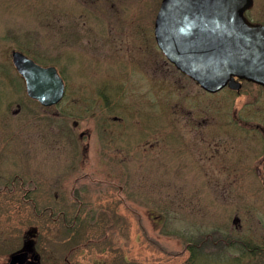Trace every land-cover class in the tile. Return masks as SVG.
<instances>
[{
	"label": "rangeland",
	"instance_id": "obj_1",
	"mask_svg": "<svg viewBox=\"0 0 264 264\" xmlns=\"http://www.w3.org/2000/svg\"><path fill=\"white\" fill-rule=\"evenodd\" d=\"M161 1L0 0V190L7 185L15 191L10 201L0 195V264L21 247L26 232L36 227H40V253L47 262L53 254L49 237L57 225L48 219L49 213L45 214L44 224L36 218L47 206L54 207L55 195L63 199L58 205H69L75 190L84 195L80 198L84 206L92 202L95 207L104 200L103 190H122L125 205L139 216L137 262L129 264H253L238 244L243 243V238L259 243L263 236L264 182L248 175L239 182L211 180L203 169L200 146L196 148L199 134H189L184 124L191 120L193 125L203 127L204 152L212 142L240 144L239 138L220 140L218 130L225 132L220 128L241 123L264 127V88L245 85L240 93L223 90L208 94L173 66L165 67L156 43L157 81L149 85L135 65L128 71L130 62L126 56L131 54L127 34L133 32V43L143 33L153 37ZM246 17L264 25V0H254ZM115 38L117 42L112 43L110 40ZM13 50L21 51L40 66L56 67L66 84V95L58 106L43 108L27 97L25 83L12 64ZM165 73L170 82L168 117L159 106L163 105L161 84ZM106 82L109 88L110 83L115 85L107 94L112 99L108 107L101 99L106 96ZM116 87L123 101L116 99ZM133 92L130 102L129 94ZM114 102L119 103L117 108L111 107ZM101 113H140L141 136L152 137L150 130L163 133L154 141L150 156L146 151L147 156H140L139 162L135 158L126 167L136 175L131 181L110 180L111 174L121 173L123 166L105 170L101 165L104 127L113 126L118 132L112 119L107 123ZM124 125V143H118L114 134V140H108L109 147H127L130 153L138 139L133 138L132 123L125 120ZM81 133H87L82 140ZM87 146L89 157L83 151ZM254 150L250 158H241L247 168L248 163H257ZM232 154L237 161L239 151ZM111 155L114 157V152ZM123 157L117 158L120 161ZM228 192L230 199H222ZM23 199H30L28 206L21 204ZM78 210V204L66 209L71 215ZM238 210L251 213V219H242L246 228L240 230L232 225V216ZM55 212L59 213L56 208ZM131 218H126L129 224L124 225L126 248L132 242ZM210 235L214 242L212 238L206 241ZM66 237L69 235L65 232L60 255L67 249L62 246H68ZM227 237L236 240L232 250L221 243L215 245L217 239L228 242ZM126 251L130 259L131 247Z\"/></svg>",
	"mask_w": 264,
	"mask_h": 264
},
{
	"label": "flooded vegetation",
	"instance_id": "obj_2",
	"mask_svg": "<svg viewBox=\"0 0 264 264\" xmlns=\"http://www.w3.org/2000/svg\"><path fill=\"white\" fill-rule=\"evenodd\" d=\"M132 33L133 32L127 34V38L129 39L128 53L131 54L126 56L127 60L130 62L128 71H131V69H133V65H135L141 72V75H144L148 80L149 85H151V83L157 81V70L154 57V37H151L148 33H143L141 37H137V42L133 43ZM141 39L142 42H139V40ZM117 40L118 39L115 38V40L111 39L110 41L112 43H115L117 42ZM164 63L165 67H171V64H169L168 62ZM183 76L187 79L184 74ZM104 78H107V75H105ZM162 80L163 83L161 85L163 87L164 98L162 100L163 105L159 106L161 108H164L163 112L165 113L166 117H168L171 115L170 113H166L169 107V105L167 104L169 99L167 100V97L168 93L170 92V82L168 77L166 76V73ZM111 85L114 84L110 83L109 88V82L105 83L106 96L101 97L104 103L107 102V107L109 103L110 105L112 104V99H108L109 96L107 95L108 92H113ZM116 86H118L117 83ZM115 90L117 92L118 87H116ZM119 93L120 91H118V93L116 94V99H120L123 101ZM134 94L135 92L129 94L130 102H132V98H134L135 96ZM117 104L119 103L114 102L111 107L117 108ZM101 115L106 119L107 123H109V121H111L112 119V122L116 124L115 129L118 130V132H115V130L112 129L113 126H106V128L104 127L105 140L103 141L104 146L101 152V155L103 156V158L100 159L101 165L105 167V170H107V167L109 166L116 167V170L119 166H123L122 170H120L121 173L111 174L110 180L121 182L124 180L131 181L136 178V175L130 173L126 167L128 165H131L129 163L133 162L135 158V160H138L139 162L140 156H147L148 154H145L146 151H149L150 156L155 148L154 141L161 138V134L163 133L161 131L156 132L154 130H150L149 133H151L152 137H147V135L141 136L140 129L143 128V125L139 126L140 113H115L113 116H109L108 113H101ZM193 118L194 116L192 117V119ZM125 120L132 123L135 129V136L133 138L138 139L136 144L133 145V149H131L130 153L126 151L127 147L125 149L118 146L115 148H111L109 147L110 144L108 142L109 139L113 141L114 134H116L118 143L119 141H121L120 143H124V133L127 129L124 125ZM74 125L75 129H77V122H74ZM184 126V129L186 128L185 130L189 134L198 132L199 141L197 142L196 148L198 147V145L200 146L198 148V152L200 153V157L203 162H205V166L203 169L208 172L206 175L210 176L211 180H217L218 182H222V180L239 182L244 181L246 176L248 175L251 178L254 177L260 179L262 182L264 181V127L241 124L227 126L226 128L221 127L220 130L225 129V132L223 130V132H219L218 130V134H220L218 137L220 140H223L225 138H239L241 140V143H233L232 145H230L228 142L226 144L225 141L212 142V144H207L206 152H204L205 149L203 148V127L193 125L191 120H188ZM86 134L87 133H81L79 138L82 140L86 136ZM222 134H227V136H224ZM87 138H90V136L87 135ZM89 149V146L84 147L83 149L87 157H89ZM251 149H255L254 151L255 157H257V163L254 166L248 163L247 168L243 161L251 157L253 152H251ZM235 150L239 151V154H237V161L232 159V152H234ZM112 152H114V157L112 155L111 157H109V154ZM260 154L262 155L259 156ZM119 156L124 157L119 161L117 158ZM242 156L245 159L241 161ZM132 164L136 165L137 162H134ZM85 177L90 176L87 175ZM219 177L222 178L220 179ZM90 180L94 181L93 179ZM11 193V190L0 191V194H3V197H5V199L9 201ZM76 193L78 195H76ZM121 193L122 190H103L101 192V196L104 198V200L101 201L100 206L98 207L93 206L92 202H88L86 203V206H84V200L80 199L83 198L84 195L80 194L79 191L76 192V190L73 191L69 205H58L63 199L59 194L55 195L53 197L55 201L54 207L47 206L46 208H44V212H48L50 214L53 224L57 225V228L55 227L54 230L52 229V235L51 237H49L52 241L53 254L50 255L47 259V262H45V260L43 259V254L40 253L38 245L39 238L37 237H39L40 233H30L24 236L22 245L18 249V252L27 255L25 264H129L130 261H132L133 263L137 262L138 250L135 243H137V238L139 235V216L136 210H129V207L125 205L126 202L123 199V195H121ZM230 197L231 195L228 192V196L225 194L224 196H222V199L226 200L230 199ZM74 204L79 205V210L76 215H71V213L69 211H66V209L69 210V207L71 205L73 206ZM85 207L87 208V211L83 212L85 210ZM55 208L59 213H57V215L54 217ZM149 214L153 215V212L150 211ZM250 214L251 213H249V211L238 210L237 215L234 214V216H232V225L235 226L234 229L240 230L246 228V223H243L242 219H248V217H250L251 219ZM130 215H132V218ZM39 217L41 221L46 219V217H44V214ZM126 218H131V220L133 219L135 223L134 226L132 221L129 234V237L131 236L130 239L132 240V242L128 246L131 247L132 251L130 259L126 251L128 247H125L127 243H125L123 237L124 225L125 223L129 224V221H127ZM150 219L152 220V217ZM42 223H44V221ZM261 230H263V236H261L259 243H254L251 241V239L245 238H243V243H237L242 251L245 252V256L247 258H250L253 264H264V225L262 226ZM65 232L69 235V238H64V240H68V246L66 244L62 245L66 246L67 249L63 252V255H60L61 250L59 246L62 241L61 236ZM83 232L85 233V236ZM82 236H84L85 239L81 240L80 238H82ZM209 238L210 237H208L206 241H208ZM130 239L127 238L126 240ZM226 240L228 242H225L222 239H217L215 241V245L221 243L222 245H226L229 247L227 248V250H232V248L234 247H232L231 244L235 243L236 240L231 239V237H227ZM212 242H214L213 238ZM252 243L254 244V246H252ZM73 245L75 246L73 247ZM134 252H136V256H134ZM9 260L10 259H6L4 264H9ZM187 261L188 260L185 259L184 263H186Z\"/></svg>",
	"mask_w": 264,
	"mask_h": 264
},
{
	"label": "water",
	"instance_id": "obj_3",
	"mask_svg": "<svg viewBox=\"0 0 264 264\" xmlns=\"http://www.w3.org/2000/svg\"><path fill=\"white\" fill-rule=\"evenodd\" d=\"M253 0H163L155 24L160 49L176 67L211 93L234 77L264 86V26L244 16ZM12 60L30 99L44 107L59 104L65 83L55 67H41L18 51ZM16 254L10 264H24Z\"/></svg>",
	"mask_w": 264,
	"mask_h": 264
}]
</instances>
